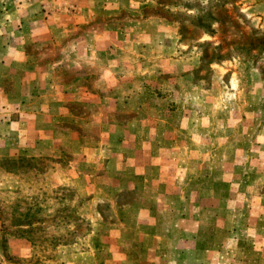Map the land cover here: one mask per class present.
<instances>
[{
	"label": "crops",
	"instance_id": "obj_1",
	"mask_svg": "<svg viewBox=\"0 0 264 264\" xmlns=\"http://www.w3.org/2000/svg\"><path fill=\"white\" fill-rule=\"evenodd\" d=\"M15 1L12 7L0 9V209L17 208L21 188L30 175H42L39 165L45 161L53 187L76 188L79 215L90 226L82 233V248L57 244L52 250L55 259L45 264H204L208 260L230 264L236 254L243 256L248 244L239 241L242 230L236 219L226 217L220 227L219 211L211 214V223L201 213L209 198L203 191L208 182L217 187L232 180L223 178L225 169L218 167L210 169V180L201 175L200 155L213 157L217 147L205 152L201 132L189 138L184 134V139L180 133L174 135L179 136L180 146L173 150L172 133L154 128L167 130L173 122L156 115L153 100L142 103L140 108L150 116H138L136 125L118 115L120 106L132 107L139 90L137 76L144 73L133 63V47L119 55L112 50L102 55V39L54 36L61 27L60 12L43 14L31 10L27 0ZM75 1L79 13L64 15L68 29L90 18L82 0ZM120 93H126V101ZM233 141L224 143L227 154ZM175 157L180 164L173 166ZM257 173L254 187L264 184V174ZM196 177L202 181L195 180L199 193L190 195L186 189ZM125 194L130 195L125 198ZM218 196L210 204L230 201L221 193ZM3 223L0 218V264H5V253L30 256L32 239L13 236L6 241ZM243 230L246 235L251 232L249 227ZM252 231L259 236L264 226ZM254 249L263 251L261 246Z\"/></svg>",
	"mask_w": 264,
	"mask_h": 264
},
{
	"label": "rangeland",
	"instance_id": "obj_2",
	"mask_svg": "<svg viewBox=\"0 0 264 264\" xmlns=\"http://www.w3.org/2000/svg\"><path fill=\"white\" fill-rule=\"evenodd\" d=\"M14 1L0 0L1 11L5 5L12 7ZM144 1L82 0L90 18L74 29H68L66 16L79 13L75 0H55V4L45 0L41 5H34V0L26 2L39 13L60 12L61 27L54 36L102 39V55L111 50L119 55L133 47V63L139 64L138 72L144 73L137 76L139 90L134 93L132 107L120 106L118 115L136 125L138 116H150L140 108L142 103L153 100L156 115L169 117L173 122L167 130L154 127L156 132L172 133L173 150L180 146L179 136H174L180 133L184 139V134L189 138L191 133L201 132L205 152L217 147L213 157L210 153L200 155L201 175L210 180V169L218 167L225 169L223 178L232 180L217 187L211 186V180L208 182L203 191L209 198L202 216L211 223V214L219 211L223 220L220 227L225 226L226 217L236 219L242 230L239 241H246L248 250L241 257L236 254L230 264H240L242 260L241 264H264V233L258 236L252 231L264 226V184L253 185L257 172L264 174V0ZM113 5L117 9L110 8ZM253 6L255 10H246ZM31 50L36 51L34 47ZM120 95L125 100L126 93ZM208 138L211 143L205 141ZM232 138L233 147L227 154L224 143ZM190 143L192 140L188 139L186 145L189 147ZM171 163L180 164L177 159ZM232 165L235 168L229 170L227 167ZM248 167L256 172H248ZM39 168L42 175H30L21 188L17 208L12 212L0 209L5 233L10 234L4 235L6 241L14 236L34 242L28 257L5 253V264H45L46 260L55 259L52 250L57 244L84 246L81 236L90 226L79 215L81 200L76 188L72 184L53 187L49 164L43 161ZM197 178H192V185L186 189L190 195L199 193ZM220 193L231 202L210 204V199ZM30 223V228L16 227ZM245 227L251 229L249 235L243 230ZM217 238L222 240L221 236ZM255 246H261L263 251L258 252ZM204 264L211 263L208 260Z\"/></svg>",
	"mask_w": 264,
	"mask_h": 264
}]
</instances>
